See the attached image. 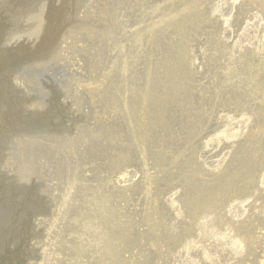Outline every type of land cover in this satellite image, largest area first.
Wrapping results in <instances>:
<instances>
[{"label": "rangeland", "instance_id": "374dc122", "mask_svg": "<svg viewBox=\"0 0 264 264\" xmlns=\"http://www.w3.org/2000/svg\"><path fill=\"white\" fill-rule=\"evenodd\" d=\"M26 1L12 26L38 27L46 43L38 49L40 35L15 36L0 20V264H173L162 230L183 245L182 235L197 240L198 222L209 224L180 197L197 191L189 201L198 205L226 182H243L258 161L257 175L264 168V5L214 1L232 22L223 39L235 34L245 47L238 52L216 46L180 9L165 16L178 0ZM171 81L194 85L201 129L184 123ZM202 97L207 106L195 102ZM224 101L227 126L215 113ZM220 131L233 142L223 164ZM209 141L204 155L194 151ZM128 173L134 182L117 187ZM178 190L177 224L160 192ZM231 204L228 221L242 220L236 236L256 245L255 255L241 248L240 264L264 261V208ZM155 205L162 217L148 212ZM219 251L210 259L239 264Z\"/></svg>", "mask_w": 264, "mask_h": 264}, {"label": "bare ground", "instance_id": "6f19581e", "mask_svg": "<svg viewBox=\"0 0 264 264\" xmlns=\"http://www.w3.org/2000/svg\"><path fill=\"white\" fill-rule=\"evenodd\" d=\"M214 1L217 2L218 0H178V3L170 4L169 6H164L162 11L165 14V16H171V15H177L180 9V11L183 13L182 17L185 18V21L190 20L192 21L195 27L196 26L201 27L203 29L202 32L208 34L211 38L214 39L213 43L216 46L217 45L222 46L223 48L225 47L235 48L238 52L243 51L245 47L238 44L237 37L235 36V34L231 35V40L229 41H225L223 39V36L227 38L226 35L229 34V28L232 22L230 21V19L228 20L224 18L221 14L216 13V7L218 8L219 6H217L214 3ZM247 1L249 3L262 4V7L264 5V0H247ZM165 2L166 0L163 3H161V5L164 4ZM25 3L28 5L30 4V2L26 0H0V20L3 23L5 21L9 22L10 26L14 29L15 36L17 35L26 36L25 34L28 33V35H30L31 33L28 29L26 30L25 28L17 29L16 27L12 26L13 23L12 21L15 20L16 14L26 13L23 11H19L23 8ZM178 4L179 7L176 8ZM223 5L226 7L229 6L230 8L235 7V5L232 2H224ZM248 15L249 16L245 19L248 20L244 23L245 28L250 27L251 26L250 22L253 20V16L250 14ZM33 32L35 34L40 35L41 37L38 40L39 42L38 49L44 47L43 45H45L46 40L44 39V33L42 32V30L36 27L33 30ZM35 34L31 33L32 36ZM260 41L261 43H259V45L264 46L263 37L260 39ZM23 47L26 46L23 44ZM259 55L262 59H264V51L261 52ZM257 65H259L260 67L261 66L264 67V60H260L259 64ZM89 87H93L96 89V87L93 84H91ZM168 87L172 88L174 94L176 93L179 96V99L178 98L177 99L178 102H180L181 104V108L184 110L182 111L185 116L184 123L186 125L187 123H189L190 126H194V129L195 128H198V130L201 129L200 124L202 118L199 117V110L197 109V107H193V103H192L193 100L192 94L194 91V85L190 84L188 81L186 84L178 81H176L175 84V81H171L169 82ZM95 89H91V90L94 91ZM203 92L207 94V90L200 91L202 95L204 94ZM205 101L207 106V98L202 97L195 100V102L198 103V106H200V104H204ZM225 106H226L225 101L223 103H220L217 106V108H215V113L217 114L216 115V121L218 120L217 123L221 121L223 124H226L224 126H227L228 123L230 122L228 121L229 119L228 116L218 115L224 112ZM187 107L189 110H186ZM220 109H223V111H221ZM247 117L248 116H243L241 114H237L236 116H234V118L237 119L247 118ZM248 120L249 118L244 123H247ZM195 137L196 135H194V138ZM212 137L210 138L211 142H212ZM214 137H215L214 144L217 146V148H223L225 146L227 147L229 142L233 144L232 141L228 140L229 139L228 136L227 137L224 136L222 131L215 133ZM210 141L206 144L202 142L201 146L195 147L194 151L196 152L200 148V155H204L206 151V146L208 147ZM227 148H229V151L226 152L224 160L220 164L226 162L231 156L230 151L232 147L228 146ZM262 161L263 160L258 161V163L256 164L257 167L260 165V162ZM256 165L252 168L248 167L249 168L247 169L248 176H243L242 168L240 169L241 175L243 177V182H239L237 185H233V183H236L234 181H230V183L226 182L225 185H223L219 191H217L216 189L212 193L203 194V198L201 196V199L199 200L200 204L198 205L194 206L190 202L193 200H197V196H198L197 191L192 193V195L190 196L191 199L189 198L190 201L185 196L180 197V198H185L187 211L193 209L192 213H190L191 215H195L196 218H204V219L208 218L209 224L208 225L206 224L205 226L204 222H198L197 240H192L191 236L189 235H182L184 241L183 245H174L175 240L173 239L169 240V238L168 241H170V243H168V241L166 242L165 241L166 238H163V236L167 232L165 230H162V237L161 238L159 237V241L161 242L162 240L163 244L168 249V255L170 256L169 259L173 260V264H220L219 260L210 259L211 258L210 250H213L214 247H217L220 250L219 252L223 253L225 259H229L233 257V259L238 260L237 263L239 264L242 262V260L245 257H248L245 253L242 252L241 248H246L247 250H249L250 255H255L256 245H252V243L250 245V242H244V244L242 245V241L239 240L238 237L236 236V234L239 232L236 227H241L239 224L242 220L234 224L228 220L230 219L229 203H232L231 205H233V209L235 206L238 207L237 209L241 211H244V208L245 210L248 209L250 206L255 209L264 208V202H263L264 168L262 169V171L260 170L259 174L257 175ZM218 167L220 168L221 165H219ZM244 171L246 173L245 169ZM236 175L238 176V179L240 181L241 178L238 175V170ZM134 180H135V176L129 175V173L124 175L121 174L119 177L115 178V185L117 187L119 186V188H122L126 185V183L128 182L132 183L134 182ZM252 183L254 184V187L251 188L250 191L244 189L245 186L249 188V185H251ZM176 187L179 186L176 185L175 187H172L171 190L176 189ZM242 187H243L242 192H238L237 190H239ZM179 191L180 190L173 191L171 193L170 192L166 193L164 191L163 193L162 191L160 192L164 197L163 199H167L168 201L167 205L169 206V208L166 207L168 209V216L171 212L172 219L174 220V223L177 224L178 222L175 221L178 216L177 215L178 211L176 210V203L174 202V199L178 197ZM148 212L151 213V216L155 215L162 217V212L157 205L149 208ZM234 214L235 213L233 210V215ZM161 223H162V218H160L159 221L160 228H162ZM150 228L155 229V226L150 225ZM184 232L190 233L191 231L185 229ZM228 237L230 238L229 242H227ZM213 238H215V240H213ZM154 242H152V244ZM157 246L158 243L156 242L155 247ZM257 258L259 261L258 264H264V261L259 259L258 255Z\"/></svg>", "mask_w": 264, "mask_h": 264}]
</instances>
